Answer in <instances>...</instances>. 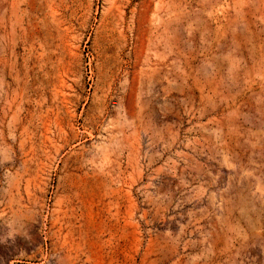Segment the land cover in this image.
I'll list each match as a JSON object with an SVG mask.
<instances>
[{
    "label": "rangeland",
    "instance_id": "374dc122",
    "mask_svg": "<svg viewBox=\"0 0 264 264\" xmlns=\"http://www.w3.org/2000/svg\"><path fill=\"white\" fill-rule=\"evenodd\" d=\"M0 264H264V0H0Z\"/></svg>",
    "mask_w": 264,
    "mask_h": 264
}]
</instances>
